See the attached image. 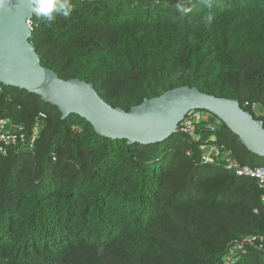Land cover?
Returning a JSON list of instances; mask_svg holds the SVG:
<instances>
[{"label":"trees","instance_id":"trees-1","mask_svg":"<svg viewBox=\"0 0 264 264\" xmlns=\"http://www.w3.org/2000/svg\"><path fill=\"white\" fill-rule=\"evenodd\" d=\"M210 2L71 0L68 18L33 13L30 41L42 66L91 82L113 107L189 86L238 100L264 123V0ZM199 110L209 114L195 125L199 139L178 131L128 143L4 86L0 118L29 133L38 123L39 134L33 149L0 152V264H227L250 237L235 264H264V190L220 158L204 163L200 144L243 165L264 158Z\"/></svg>","mask_w":264,"mask_h":264},{"label":"water","instance_id":"water-1","mask_svg":"<svg viewBox=\"0 0 264 264\" xmlns=\"http://www.w3.org/2000/svg\"><path fill=\"white\" fill-rule=\"evenodd\" d=\"M32 15L25 0H10L5 9H0V83L4 86L37 94L56 106L63 118L77 114L99 135L127 139L128 143L163 141L179 131L189 111L207 110L223 121L249 151L264 158V123L244 110L238 100L181 86L126 111L104 101L91 82L60 78L54 70L42 66L30 41L28 21Z\"/></svg>","mask_w":264,"mask_h":264},{"label":"built area","instance_id":"built-area-1","mask_svg":"<svg viewBox=\"0 0 264 264\" xmlns=\"http://www.w3.org/2000/svg\"><path fill=\"white\" fill-rule=\"evenodd\" d=\"M28 25L32 29L30 20L28 21ZM3 89L4 85L0 83V92H2ZM246 105L251 106L254 111L259 108V105L256 103L250 104L246 102ZM40 115L41 117L45 116L44 113ZM208 117L209 114L207 112L200 111L199 109L191 110L179 124V131L191 135L193 139H199V135L195 132V125L201 120L208 119ZM212 130H214V127H212ZM38 134V123L34 125L32 132L29 133L23 124H16L10 118H0V152L6 155L11 148L15 149L17 152L25 147L33 149ZM209 140H216V136L211 135ZM200 150L202 151L204 163H213L217 158H220L223 160L226 170L232 171L241 177L255 179L258 186L264 190V165H243L236 159L231 151H222L217 144L212 142L201 143ZM261 202L264 203V194L261 198ZM254 239L255 237L246 238L233 246L229 251L227 264H235L237 251L243 250L245 243L253 242Z\"/></svg>","mask_w":264,"mask_h":264},{"label":"clouds","instance_id":"clouds-1","mask_svg":"<svg viewBox=\"0 0 264 264\" xmlns=\"http://www.w3.org/2000/svg\"><path fill=\"white\" fill-rule=\"evenodd\" d=\"M10 0H0V9H5ZM29 9L35 16L44 22L55 20L57 16L68 18L73 11L71 0H25ZM211 7L210 0H204ZM213 17L208 15L204 18L206 24L212 23Z\"/></svg>","mask_w":264,"mask_h":264},{"label":"rangeland","instance_id":"rangeland-1","mask_svg":"<svg viewBox=\"0 0 264 264\" xmlns=\"http://www.w3.org/2000/svg\"><path fill=\"white\" fill-rule=\"evenodd\" d=\"M259 111V108L257 110H255L256 114ZM256 164L258 165H264V160H261L259 158H255Z\"/></svg>","mask_w":264,"mask_h":264}]
</instances>
